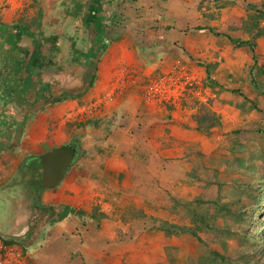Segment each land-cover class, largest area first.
Returning <instances> with one entry per match:
<instances>
[{"label": "crops", "instance_id": "1", "mask_svg": "<svg viewBox=\"0 0 264 264\" xmlns=\"http://www.w3.org/2000/svg\"><path fill=\"white\" fill-rule=\"evenodd\" d=\"M8 1L0 10V241L29 243L28 264H147L139 256L157 241L152 264L160 262L167 241L151 218L169 216L168 195L197 191L183 183L194 154L181 153L204 149L206 138L183 128L169 105L145 98L140 80L175 66L171 50L188 61L223 59L229 42L209 32L214 21L197 9L208 0H126L119 9L93 0L81 18L87 44L78 49L94 56L76 66L67 50L75 43L62 38L60 53L50 30L59 21L69 26L77 13L56 18L44 11V28L37 9L31 17L38 14V25L24 36L20 23L32 19L22 18L18 0ZM225 1L240 11V24L243 3L261 0ZM168 6L181 12L172 10V21ZM169 31L175 39L167 42ZM141 50L153 53L143 57ZM71 143L77 155L62 185L38 189L31 178L36 158Z\"/></svg>", "mask_w": 264, "mask_h": 264}, {"label": "rangeland", "instance_id": "2", "mask_svg": "<svg viewBox=\"0 0 264 264\" xmlns=\"http://www.w3.org/2000/svg\"><path fill=\"white\" fill-rule=\"evenodd\" d=\"M264 2V0H261ZM260 1V2H261ZM20 7L22 8L21 14L23 19L35 18L36 14L31 17L32 14L38 9L42 13L44 18V28L46 25V16L44 11L55 12L54 16L60 18L62 14L69 12L77 13L70 20L69 26L63 28L62 22L55 26L56 29L50 30L56 38L54 42L55 49H59L60 53L66 50L60 44L64 45L62 38H70V41L75 43L76 49L80 48L84 43L87 44L86 32L87 30L82 26V16L85 9L89 8V5H93V0H18ZM93 2V3H92ZM10 2L8 0H0V10L8 8ZM233 3L225 0H208L206 4H199L198 8H205L203 12H206L205 16L213 22L214 32H224L227 35L234 38H248V31L243 29V24H239L240 11L234 6ZM247 3H243L244 9L241 19L246 18L245 6ZM259 5V3H257ZM107 8V7H106ZM166 10L170 11L172 16V10L179 11V8L174 6H168ZM119 11V10H118ZM168 11V12H169ZM40 13V14H41ZM181 13V12H180ZM51 17V15H50ZM69 17V16H68ZM84 17V16H83ZM41 18V16H40ZM176 19L172 16V20ZM192 23V21H190ZM250 28L248 25L246 26ZM164 28V27H162ZM171 27L167 25L166 30ZM43 29V27H41ZM86 30V31H85ZM246 32V33H245ZM115 37H119V32H114ZM170 34V35H168ZM172 34V36H171ZM114 37H109L110 42H113ZM167 42L173 41L174 32L169 31L167 33ZM86 40V41H85ZM62 42V43H59ZM227 42V41H226ZM105 47V46H104ZM222 47V46H221ZM71 46L67 48L69 50ZM59 52H55L54 57L60 55ZM143 57L153 53L152 51L143 50ZM169 60L172 67H169L166 71L159 72L152 75L149 78L140 80V86L144 89L150 83L160 80V88L163 93V101L161 105H166L171 110L178 113L179 117L184 119L183 128L185 129H200L198 132L203 134L206 141L203 143L205 149H211V153L205 156L207 163L210 159H213L215 168L218 170L217 182L228 181L230 176L224 175L221 171L223 166L231 161L230 147L232 142H235L245 149L242 152H236V157H245L251 152L264 153V104L261 103L258 108V112L251 111L247 103H243L242 98L237 94L230 93L228 90L235 89L240 90L248 99L258 100L263 102L264 97L259 93V90L250 82L249 69L252 64L251 54L246 48H236L229 43V49L223 50V59L218 58V61L206 63L203 60H187L184 57L182 59L177 58L175 51H168ZM256 55V68L252 71L254 76V83L260 90H264V38H260L256 41L254 49ZM177 61V63L175 62ZM205 64L210 65L209 78L214 83V86H209L206 82V74L204 71ZM72 66H76L73 65ZM132 73V72H131ZM131 73H125L128 76ZM133 74V73H132ZM134 78L128 77V81ZM122 80V79H121ZM123 83L127 79H123ZM210 128L207 132H203L205 128ZM81 156V154H79ZM258 169L264 173V165L259 163L258 160H253ZM209 164V163H208ZM66 175V174H65ZM213 175L208 172L207 180L212 181ZM56 186L60 187L64 181ZM55 188V187H54ZM254 241L258 244H262L258 249V254L261 255L259 260L264 257V238L261 239L263 231L261 228H257ZM184 237H174L172 243L180 245L181 254L184 255L186 250L191 253H195L196 247L192 241H186ZM9 241V240H6ZM16 244H19L15 242ZM227 243V242H226ZM144 244V243H143ZM229 246H235L232 241H228ZM20 245V244H19ZM29 243L21 244V248L26 247ZM161 245L157 241H154L148 247L146 251L139 257L149 261L147 264H152L156 261L157 256L154 257V250ZM24 250V249H23ZM23 253H26L23 251ZM159 253V250H158ZM154 257V258H153ZM161 257V255H160Z\"/></svg>", "mask_w": 264, "mask_h": 264}, {"label": "trees", "instance_id": "3", "mask_svg": "<svg viewBox=\"0 0 264 264\" xmlns=\"http://www.w3.org/2000/svg\"><path fill=\"white\" fill-rule=\"evenodd\" d=\"M125 2L126 0H110L108 6L105 7L119 9L124 6ZM245 14L247 16L244 20L242 19L241 23L245 31L249 30L248 38H234L224 32H214V27H209L208 30L214 36L225 38L233 47L246 48L249 51L252 61L249 69L250 82L259 90L258 94L264 97V90H260L254 83L252 74L256 68L254 53L256 41L264 38V2L261 1L259 5L247 3ZM38 18L37 14L31 20L32 25L21 22L22 28L19 32L24 36L27 34L30 36L29 30L38 25ZM247 25L250 28L246 27ZM111 29L112 26L109 31ZM107 32L105 35H107L106 38H109ZM99 50L103 51V46H100ZM69 53L73 55L72 64L75 65H79L81 59L93 55V53H83L74 46H71ZM141 54H144L142 50ZM37 56L38 53L35 52L31 57L32 60ZM90 65L92 64L87 62V66ZM209 68L210 65L205 64V79L209 86H214L209 78ZM228 92L241 97L242 104L247 103L251 111L258 112L259 105L264 104V101L248 99L240 90L231 89ZM208 129L210 128L207 127L202 131L207 132ZM193 130L199 133L200 129ZM262 133H264V128ZM184 146L183 144L182 147ZM244 149L243 146L232 142L231 161L225 164L220 171L224 175L230 176L226 182H217L218 170L215 168L214 160L210 159L209 164L207 163L205 156L213 154L211 149H202L197 145L192 146L188 152L184 148L182 149L181 154H194L189 171L184 174L183 183L197 191L192 194L188 193L190 198L186 195H168L164 210L169 216L165 219L151 218L157 223L156 231L159 236L167 241V245L161 249L160 262L155 264H264V257L259 260L261 255L258 254V249L262 244L254 241L257 228L262 229L261 239L264 238V173L253 162V160H258L264 165V153L251 152L245 157L241 154L240 157H236L235 153L242 152ZM208 172L213 175L212 181L207 180ZM134 214L141 216L139 211ZM65 215L66 211L59 212L55 219L59 220ZM178 236H183V239L195 244L194 254L186 250L182 255L180 245L170 243L171 237ZM228 241H232L236 245L229 246Z\"/></svg>", "mask_w": 264, "mask_h": 264}, {"label": "water", "instance_id": "4", "mask_svg": "<svg viewBox=\"0 0 264 264\" xmlns=\"http://www.w3.org/2000/svg\"><path fill=\"white\" fill-rule=\"evenodd\" d=\"M75 158V149L71 145H61L53 148L36 159L41 165V188L51 189L56 187L70 168Z\"/></svg>", "mask_w": 264, "mask_h": 264}, {"label": "built area", "instance_id": "5", "mask_svg": "<svg viewBox=\"0 0 264 264\" xmlns=\"http://www.w3.org/2000/svg\"><path fill=\"white\" fill-rule=\"evenodd\" d=\"M159 84L160 80L145 86V98L162 102L164 98ZM22 250L21 246L16 243L0 241V264H28L27 255Z\"/></svg>", "mask_w": 264, "mask_h": 264}, {"label": "flooded vegetation", "instance_id": "6", "mask_svg": "<svg viewBox=\"0 0 264 264\" xmlns=\"http://www.w3.org/2000/svg\"><path fill=\"white\" fill-rule=\"evenodd\" d=\"M68 145H71L72 147H74V149H75V158H74V160H73V162H72V164L74 163V161H75V159H76V145L75 144H68ZM35 161V160H34ZM35 166H36V170L35 171H32L33 173H32V176H31V178H32V181L33 182H35L36 184H37V187H38V189L39 188H41V181H40V177H41V165L39 164V162H38V160L36 159V164H35ZM15 242H17V243H19L20 245L22 244H25L26 242L24 241V240H20V239H16V240H14Z\"/></svg>", "mask_w": 264, "mask_h": 264}]
</instances>
